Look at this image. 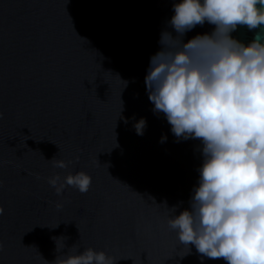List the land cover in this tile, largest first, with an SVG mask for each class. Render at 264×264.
I'll list each match as a JSON object with an SVG mask.
<instances>
[{"label":"water","instance_id":"water-1","mask_svg":"<svg viewBox=\"0 0 264 264\" xmlns=\"http://www.w3.org/2000/svg\"><path fill=\"white\" fill-rule=\"evenodd\" d=\"M176 2L0 0V264H53L54 237L62 255L76 245L116 264H201L194 246L180 257L188 249L167 226L189 207L200 142H177L145 85ZM213 30L197 26L184 41ZM257 31L232 36L248 44ZM54 157L72 163L57 169ZM81 171L86 194L57 196L48 183Z\"/></svg>","mask_w":264,"mask_h":264},{"label":"clouds","instance_id":"clouds-1","mask_svg":"<svg viewBox=\"0 0 264 264\" xmlns=\"http://www.w3.org/2000/svg\"><path fill=\"white\" fill-rule=\"evenodd\" d=\"M172 10V31L161 32L145 85L154 114L166 118L177 142H200L202 164L189 207L167 226L188 249L181 258L194 246L201 264H264V0H178ZM205 23L211 33L184 41ZM238 26L259 31L245 44L232 36ZM146 127L144 118L134 124L138 136ZM49 161L62 170L72 163ZM48 183L57 196L65 187L86 194L92 178L81 171ZM53 239L61 253L53 264H116L104 251L76 245L62 255L64 238Z\"/></svg>","mask_w":264,"mask_h":264}]
</instances>
